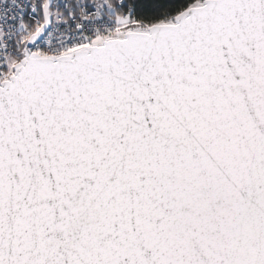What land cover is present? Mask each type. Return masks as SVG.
Listing matches in <instances>:
<instances>
[{
  "label": "snow or ice",
  "instance_id": "obj_1",
  "mask_svg": "<svg viewBox=\"0 0 264 264\" xmlns=\"http://www.w3.org/2000/svg\"><path fill=\"white\" fill-rule=\"evenodd\" d=\"M0 264H264V0H0Z\"/></svg>",
  "mask_w": 264,
  "mask_h": 264
}]
</instances>
